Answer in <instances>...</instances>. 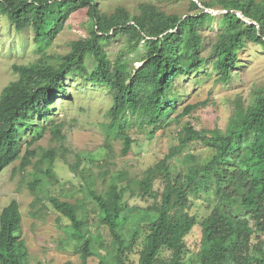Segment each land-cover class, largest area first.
Wrapping results in <instances>:
<instances>
[{
    "label": "trees",
    "instance_id": "trees-1",
    "mask_svg": "<svg viewBox=\"0 0 264 264\" xmlns=\"http://www.w3.org/2000/svg\"><path fill=\"white\" fill-rule=\"evenodd\" d=\"M152 1L139 3L135 14L124 6L107 14L98 9L97 0H0V17L18 30L31 29L38 50L55 38L71 12L86 8L91 20L89 37L72 41L67 53L45 54L13 66L16 79L0 93V170L18 157L26 127L34 133L28 143L44 133L47 126L37 124L42 121L39 116H50L53 95L66 90L67 75L83 74L109 91L107 131L121 138V152L126 154L134 141L128 134L131 120L147 127L149 138L168 125L169 114L185 94L175 83L178 78L190 74L196 78L212 69L215 80L225 84L244 66L240 54L248 43L264 50V0L202 2L226 10L219 14L223 26L207 48L200 30L217 15L194 0L182 15L168 13ZM111 35L126 36L123 51L113 60L103 47ZM134 62L140 65L135 67ZM195 107L185 106L182 115ZM61 126H52L51 132L59 133ZM177 137V144L139 181L131 204L123 202L117 180L121 175L102 192L88 188L97 223L108 236L105 240L100 231L91 233L79 205L46 197L69 220L78 264H87L94 256L97 264H264V87L255 89L247 104L236 100L223 130L196 129L185 122ZM196 142L210 148L212 155L201 163L184 154L183 170L173 174L169 160ZM23 159L21 168L28 163L27 157ZM198 191L213 192L215 201L199 221L198 249L187 257L185 238L198 223L188 213L189 196ZM41 201L42 196L34 194L32 208ZM96 245L99 249L94 250ZM28 259L19 204L12 199L0 212V264H29Z\"/></svg>",
    "mask_w": 264,
    "mask_h": 264
},
{
    "label": "rangeland",
    "instance_id": "rangeland-1",
    "mask_svg": "<svg viewBox=\"0 0 264 264\" xmlns=\"http://www.w3.org/2000/svg\"><path fill=\"white\" fill-rule=\"evenodd\" d=\"M143 1L146 0H97L96 5L107 14L118 6H124L131 14H135L138 4ZM196 1L204 6L202 2L210 3L213 0ZM152 2L168 13L182 15L188 10L189 0ZM208 9L217 16L200 30L206 48L223 26L219 14L226 12L219 5ZM90 26L87 9L79 8L69 14L55 38L42 50H38L31 29L18 30L7 19L0 17V93L3 87L16 79L14 65L27 64L45 54L56 57L67 53L72 41L89 37ZM111 36L112 39L103 47L113 60L123 51L126 36ZM256 46L254 43L247 44L240 54L244 66L233 71L228 83H218L212 69L196 78L191 74L187 78H178L175 83L178 88H184L185 94L176 110L169 114L168 125L149 138L145 129L147 127L131 120L128 134L134 141L126 154L121 152V138L113 137L107 131L108 109L112 104L109 91L88 82L83 74L67 75L64 79L66 90L53 95L52 109L48 113L50 116H39L38 120L42 121L37 124L47 126L44 133L39 139L28 143L34 133L30 126L26 127L21 136L18 157L0 170V212L10 200L18 202L22 236L29 251L28 263L65 264L70 261L78 264L80 261L75 250L77 241L71 234L69 220L52 208L47 196L79 205L91 233L100 231L105 240L108 236L97 223L96 211L88 195L89 187L93 186L102 192L112 178L121 175L117 180H120L123 202L131 204L139 192V181L177 144V132L185 122H190L196 129H213L217 126L223 130L236 100L240 99L247 104L254 90L264 87V50ZM126 56L132 55H125L124 58ZM89 64L91 68V57ZM139 65V62L133 64L135 67ZM194 104L197 107L182 115L185 106ZM58 124L62 125L60 132L53 134L51 128ZM184 154H192L196 162L202 163L209 159L212 150L199 142L189 144L181 154L169 160L173 174L183 170ZM25 157L28 163L21 168ZM158 186L155 183V187ZM34 194L41 195L42 201L32 208ZM213 194L198 191L189 196L188 213L195 216L198 223L185 238L187 257L193 256L198 249L201 236L199 221L210 213L215 201ZM96 248L99 249L97 245L94 250ZM100 253L104 254L105 250H100ZM130 257L136 262L135 253ZM97 261L98 257H90L87 264H97Z\"/></svg>",
    "mask_w": 264,
    "mask_h": 264
},
{
    "label": "water",
    "instance_id": "water-1",
    "mask_svg": "<svg viewBox=\"0 0 264 264\" xmlns=\"http://www.w3.org/2000/svg\"><path fill=\"white\" fill-rule=\"evenodd\" d=\"M197 4H198V6H200L204 11H207V12H209V9L208 8H206V7H204V6H202L200 3H198L196 0H194ZM208 9V10H207ZM211 13V12H210ZM238 13V15L245 21V22H250V21H248V19H246L244 16H243V14L241 13V12H237Z\"/></svg>",
    "mask_w": 264,
    "mask_h": 264
}]
</instances>
